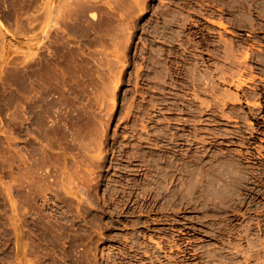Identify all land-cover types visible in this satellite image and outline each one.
<instances>
[{"label": "rangeland", "instance_id": "1", "mask_svg": "<svg viewBox=\"0 0 264 264\" xmlns=\"http://www.w3.org/2000/svg\"><path fill=\"white\" fill-rule=\"evenodd\" d=\"M228 1L0 0V264H264V0Z\"/></svg>", "mask_w": 264, "mask_h": 264}, {"label": "bare ground", "instance_id": "2", "mask_svg": "<svg viewBox=\"0 0 264 264\" xmlns=\"http://www.w3.org/2000/svg\"><path fill=\"white\" fill-rule=\"evenodd\" d=\"M228 3H229L230 6H233V3H234V2H232V1L229 0ZM175 18H176V17H175ZM188 18H189V17H188ZM179 19H184V18H183V17H181V18L179 17ZM179 19H178V17H177V19L172 20V22L178 24ZM184 20H185V21L187 20L186 17H185ZM210 21L213 22V23L219 24V25H221V26H224V22H223V21H215L214 19H211ZM180 22H181V20H180ZM187 22H189V21H187ZM186 24H187V23H184V22L182 23V22H181V24L179 23V27H180V28H181V27L184 28V27L186 26ZM153 28L155 29V26H154ZM156 28H157V26H156ZM154 29H153V32H155ZM157 31H158V30H156V32H157ZM153 32H152V33H153ZM156 32H155V33H156ZM179 34H180V33H178V35H179ZM176 35H177V33H176ZM181 35H182V34H181ZM181 35H180V36H181ZM154 37H155V36H154ZM177 37H178V36H177ZM193 54H194V53H193ZM247 57H248V56H247ZM194 64H195V67L198 66V65H196L197 62H195ZM195 67H194V68H195ZM193 70H194V69H193ZM194 71H195V70H194ZM195 73H196V72H195ZM195 73H194V74H195ZM194 79H196V78H194ZM103 157H104V156H103ZM104 160H105V159H104ZM185 169H186V168H185ZM200 176L202 177V175H200ZM192 180H193V179H192ZM197 182H198V177H197V179H194V183L196 184ZM183 183H184V182H183ZM183 183H182V184H183ZM186 183H187V180L185 181V184H186ZM192 184H193V183H192ZM183 185H184V184H183ZM193 186H194V184H193ZM195 186L197 187V185H195ZM183 187H184V186H183ZM217 188H218V187H217ZM219 193H221V192H219ZM190 194H192V193L190 192Z\"/></svg>", "mask_w": 264, "mask_h": 264}, {"label": "flooded vegetation", "instance_id": "3", "mask_svg": "<svg viewBox=\"0 0 264 264\" xmlns=\"http://www.w3.org/2000/svg\"><path fill=\"white\" fill-rule=\"evenodd\" d=\"M257 202L258 203H264V198L263 197L262 198H258Z\"/></svg>", "mask_w": 264, "mask_h": 264}]
</instances>
